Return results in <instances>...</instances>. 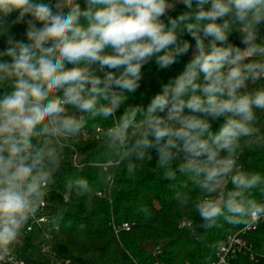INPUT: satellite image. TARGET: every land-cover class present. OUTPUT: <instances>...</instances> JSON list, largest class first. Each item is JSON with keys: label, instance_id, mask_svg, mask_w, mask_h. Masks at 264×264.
Instances as JSON below:
<instances>
[{"label": "clouds", "instance_id": "9594fccd", "mask_svg": "<svg viewBox=\"0 0 264 264\" xmlns=\"http://www.w3.org/2000/svg\"><path fill=\"white\" fill-rule=\"evenodd\" d=\"M14 12L23 39L2 26ZM0 36V262L15 259L66 150L98 119L112 120L95 145L109 188V167L135 178L154 160L164 179L185 178L172 199L191 203L201 227L264 218V201L252 198L264 197V174L238 163L264 148V0H0ZM190 49L182 73L146 107L128 103L146 65L168 69ZM92 194L86 178L65 182V202L87 196L90 208Z\"/></svg>", "mask_w": 264, "mask_h": 264}, {"label": "trees", "instance_id": "16d2710c", "mask_svg": "<svg viewBox=\"0 0 264 264\" xmlns=\"http://www.w3.org/2000/svg\"><path fill=\"white\" fill-rule=\"evenodd\" d=\"M183 10L184 7L179 5L171 15H178ZM17 15L18 13L14 12L5 18L2 26H10V32L18 39H23L22 33L26 25H12ZM236 37H239L238 33H234L230 40L234 42ZM185 38L190 39L187 36ZM192 43L194 45V41ZM5 47V38L0 36V50ZM190 58L191 49L189 54L178 58V62L168 69H159L154 61L146 65L142 69L141 87L128 103H138L146 107L151 98L162 91L164 84L182 73ZM3 91L4 89H0V96ZM257 115V126L264 133V112L258 111ZM111 123V118L90 121L85 130L90 132L99 127H108ZM213 128L217 129L218 124L214 123ZM99 140L81 137L73 149L66 150L63 165L55 176L56 182L49 187L50 216L53 226L57 228L52 232V248L58 257L57 264H208L213 261L219 244L231 232L246 225L228 224L221 218L219 227H201L203 221L191 203L181 208L172 199L175 190L185 178L178 175L176 181L164 179L159 171H153L154 160L146 163L135 178H128L122 166L115 169V183L109 188L98 179V174L103 170L101 165L106 163V158L95 149ZM81 156L85 159L79 166H75V158ZM238 163L246 170L264 174V148L245 150ZM77 176L86 178L93 188L90 208L87 196L73 197L68 202L64 200L65 182ZM228 187L230 189L231 185ZM102 191L107 192L108 198L97 196V193ZM191 195L195 198L198 192ZM252 198L264 201L259 190L253 191ZM62 208L67 211L54 221L53 217H56ZM112 219L130 223L132 229L130 232H122L117 239L110 226ZM182 221L190 223V227L182 228ZM248 238L258 252L264 253V225L252 232ZM148 242L162 244V248H158L160 254L149 255L142 250L140 246ZM14 254L26 264L51 262L30 238L23 242L19 239L14 245ZM241 264L253 263L242 261Z\"/></svg>", "mask_w": 264, "mask_h": 264}, {"label": "built area", "instance_id": "2783aa9c", "mask_svg": "<svg viewBox=\"0 0 264 264\" xmlns=\"http://www.w3.org/2000/svg\"><path fill=\"white\" fill-rule=\"evenodd\" d=\"M104 128L106 127H99L90 132L84 130L82 137L99 140L101 130ZM101 167L104 169L107 167V163L102 164ZM115 169L116 168L109 167L108 171L114 173ZM50 192L49 188L48 194L45 197V205L39 209L34 218L30 219L29 225L21 234L20 242L30 238L40 247L42 254L51 260L50 264H57L58 257L52 248V232L57 230V228L53 226L50 216ZM97 196L99 198H108L107 192L105 191L97 193ZM263 225L264 218L254 224H247L243 228L231 232L226 239L219 244L213 261L208 264H241L242 261H249L253 264H264V253L258 252L254 243L248 238L252 232L257 231ZM110 226L117 239L122 232H130L132 229L130 223L117 222L115 219H112ZM181 227H190V223L182 221ZM158 254H160L158 248L154 247L153 255ZM13 255L15 257L14 260L9 261L6 259L5 261L0 262V264H26L25 261L19 259L14 253ZM63 264L70 263L65 262Z\"/></svg>", "mask_w": 264, "mask_h": 264}, {"label": "water", "instance_id": "95a60500", "mask_svg": "<svg viewBox=\"0 0 264 264\" xmlns=\"http://www.w3.org/2000/svg\"><path fill=\"white\" fill-rule=\"evenodd\" d=\"M77 158H78V157H77ZM77 158H76L75 161H74L75 166H77V163H76ZM84 159H85V158L83 157V159L80 160V163H81ZM140 247H141L142 250H144V251H145L146 253H148L149 255H153V251H154L155 244H154V242H148V243H146V244H144V245H141Z\"/></svg>", "mask_w": 264, "mask_h": 264}, {"label": "rangeland", "instance_id": "374dc122", "mask_svg": "<svg viewBox=\"0 0 264 264\" xmlns=\"http://www.w3.org/2000/svg\"><path fill=\"white\" fill-rule=\"evenodd\" d=\"M233 43L237 44L238 46L243 47V45L240 43V38L239 37H236ZM155 247L156 248H162V244H156Z\"/></svg>", "mask_w": 264, "mask_h": 264}]
</instances>
